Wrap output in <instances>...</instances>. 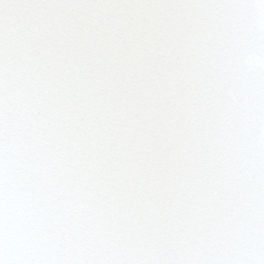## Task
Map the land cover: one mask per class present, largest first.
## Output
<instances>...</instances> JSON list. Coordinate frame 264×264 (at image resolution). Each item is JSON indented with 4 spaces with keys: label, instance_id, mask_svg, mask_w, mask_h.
I'll return each instance as SVG.
<instances>
[{
    "label": "snow or ice",
    "instance_id": "1",
    "mask_svg": "<svg viewBox=\"0 0 264 264\" xmlns=\"http://www.w3.org/2000/svg\"><path fill=\"white\" fill-rule=\"evenodd\" d=\"M0 264H264V0H0Z\"/></svg>",
    "mask_w": 264,
    "mask_h": 264
}]
</instances>
